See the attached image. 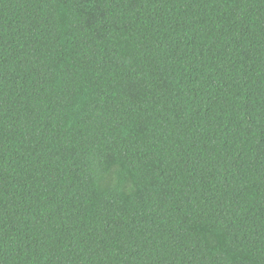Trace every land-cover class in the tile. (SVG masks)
<instances>
[{
  "label": "trees",
  "instance_id": "trees-1",
  "mask_svg": "<svg viewBox=\"0 0 264 264\" xmlns=\"http://www.w3.org/2000/svg\"><path fill=\"white\" fill-rule=\"evenodd\" d=\"M0 264H264V0H0Z\"/></svg>",
  "mask_w": 264,
  "mask_h": 264
},
{
  "label": "bare ground",
  "instance_id": "bare-ground-1",
  "mask_svg": "<svg viewBox=\"0 0 264 264\" xmlns=\"http://www.w3.org/2000/svg\"><path fill=\"white\" fill-rule=\"evenodd\" d=\"M252 68H253V67H252ZM257 69H258V68H257ZM257 69H256V70H257ZM262 69H263V68H262ZM201 85H202V84H201ZM189 87H190V86H189ZM192 90H193V89H192ZM186 92H187V91H186ZM191 98H192V97H191ZM190 100H191V99H190ZM203 104H204V103H203ZM198 106H199V105H198ZM200 106H201V105H200Z\"/></svg>",
  "mask_w": 264,
  "mask_h": 264
}]
</instances>
